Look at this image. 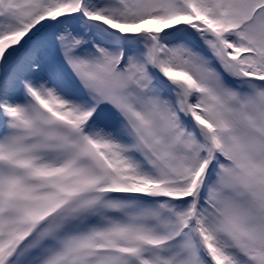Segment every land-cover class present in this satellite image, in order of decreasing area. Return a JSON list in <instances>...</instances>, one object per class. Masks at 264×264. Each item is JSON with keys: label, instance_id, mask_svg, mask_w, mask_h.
Here are the masks:
<instances>
[{"label": "snow or ice", "instance_id": "obj_1", "mask_svg": "<svg viewBox=\"0 0 264 264\" xmlns=\"http://www.w3.org/2000/svg\"><path fill=\"white\" fill-rule=\"evenodd\" d=\"M0 264H264V0H0Z\"/></svg>", "mask_w": 264, "mask_h": 264}]
</instances>
